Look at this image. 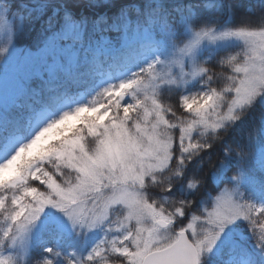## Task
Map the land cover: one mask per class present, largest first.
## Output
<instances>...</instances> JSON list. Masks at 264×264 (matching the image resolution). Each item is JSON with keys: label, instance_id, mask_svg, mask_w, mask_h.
<instances>
[{"label": "rangeland", "instance_id": "1", "mask_svg": "<svg viewBox=\"0 0 264 264\" xmlns=\"http://www.w3.org/2000/svg\"><path fill=\"white\" fill-rule=\"evenodd\" d=\"M53 1L64 8V0ZM216 5L219 9L220 5ZM215 19L224 21L220 16ZM225 22L229 26L221 29H192L183 17L186 36L180 45L173 43L175 30L163 29L158 21L148 20V27L133 26L123 32L120 45L133 42L155 45L134 65H128L127 60L98 73L95 88L105 94L93 100H88L82 91L66 94L51 110L35 109L32 118L22 121L19 133L1 134L0 209L6 199L10 200L6 204H11L7 221L9 247L0 252V264L23 258L41 230L49 225L74 244L78 259L97 253L104 258L103 264H117L106 262L115 260V256L121 257L125 264H140L147 253L175 241L182 228L178 231L169 228L171 219L165 215L163 206L157 205L158 198H153L151 191L158 173L166 169L172 145L164 133L166 125L157 102L158 93L163 88H183L194 82L203 72L198 56L204 48L235 43L244 46L245 57L226 113H217L210 94H201L196 117L181 128L182 136L188 138L195 125L219 126L235 110L264 93V84L257 80L255 96L250 97L251 87L246 83L250 78L260 77L264 69V13L257 17L229 14ZM231 22L234 23L230 25ZM13 27V20L0 6V117L13 106L18 107L20 101H28L36 83L42 84L59 72L66 74L75 66L78 48L65 40L81 35L78 25L66 23L49 34L40 46L31 48L16 42ZM156 34L162 37L156 39ZM142 67L144 75L139 77ZM126 98L133 101V107L128 108L131 111L121 108ZM249 99L251 102L246 103ZM23 157H37L46 162L51 159L55 166L46 169L43 176L44 169L41 170L36 175L38 180L25 185V177L16 171ZM243 178L239 177L241 181ZM237 197V185L222 188L213 197L212 208L205 213L206 226L200 228L194 221L183 228L195 247L198 240L220 231L210 250L201 246L199 257L220 252L223 246L233 243L232 236L237 233L234 225L243 216L225 224L223 230L219 225L236 209L244 213ZM259 207L264 208V200ZM112 213L119 218L118 226L106 227L98 237ZM239 264H248V259L239 258Z\"/></svg>", "mask_w": 264, "mask_h": 264}, {"label": "trees", "instance_id": "2", "mask_svg": "<svg viewBox=\"0 0 264 264\" xmlns=\"http://www.w3.org/2000/svg\"><path fill=\"white\" fill-rule=\"evenodd\" d=\"M216 3L220 5L219 9ZM63 4L64 8L53 0L30 3L0 0V6L14 22L16 42L31 48L40 46L49 34L66 23L81 28L79 37L65 40L78 48L75 66L66 74L59 72L42 84L36 83L28 101H20L18 107L13 106L1 116L0 137L2 133H19L23 129L22 121L32 118L35 109L53 108L66 94L82 91L88 100L105 94L95 89L98 73L107 68L114 69L127 60L130 61L128 65H134L155 45L139 42L120 45L123 32L133 26L148 27V20L158 21L163 29L175 30L173 43L180 45L186 36L183 17L192 29H221L229 26V22H225L229 14L257 17L264 13V0H180L174 3L161 0H64ZM216 16L224 21L216 20ZM155 37L160 39L162 36L156 34ZM101 40L111 44L101 43ZM244 57L245 49L240 43L204 48L198 56V65L203 72L195 81L183 88H163L157 95L166 125L164 133L172 145L166 169L158 173L151 191L153 198H158L157 205H162L165 215L171 219L170 228L178 231L194 221H197L196 226L204 228L205 213L212 208L213 197L222 188L234 184L237 185V198L248 216L234 225L239 234H233V243L223 246L220 252L200 256L199 264H239L240 257L248 258L249 264H264V240L260 238L264 234L261 228L264 226V208H258L259 202L264 200V93L256 101L235 110L231 118L223 120L219 126L195 125L188 138L181 133V128L196 117L203 93L210 94L217 113H226L235 94L238 69ZM143 75L144 71L138 76ZM132 105L133 101L126 98L121 108L127 107L126 111H131L128 108ZM47 160L41 161L37 157L20 160L16 171L25 177V185L38 180L36 175L41 170L44 169L43 176L46 169L54 168V160ZM241 175L244 176L242 181ZM5 192L7 189L1 194ZM7 201L10 200L6 199L0 209V252L9 247L7 221L11 203L6 204ZM118 223L119 218L112 213L98 237L106 227L115 228ZM49 226L41 230L23 258L11 259L5 264H103L105 261L101 255L92 254L78 259L74 244ZM106 262L125 264L117 256Z\"/></svg>", "mask_w": 264, "mask_h": 264}, {"label": "snow or ice", "instance_id": "3", "mask_svg": "<svg viewBox=\"0 0 264 264\" xmlns=\"http://www.w3.org/2000/svg\"><path fill=\"white\" fill-rule=\"evenodd\" d=\"M257 80L259 84H264V69L261 70V76L260 77H255V78H250L246 83L248 84L249 87H251V93L250 97H254L256 93V87H257ZM247 102H251V99L246 100ZM220 199V198H218ZM224 201L221 200V206H223ZM227 211V209H225ZM243 216L244 219H248V216H246L243 212H240L238 209H236L233 213L230 215H226L225 219L223 222L219 225L220 229L223 230L224 225L231 223L232 221L236 220L237 216ZM35 219V217H32ZM262 232H264V226H261ZM220 235V231L217 233H209L207 236H205L202 240H198L196 242V248H195V254L196 256H199L201 246H206L208 250H210L218 236ZM261 240H264V234L261 235ZM186 242H183L182 239L178 240V242L171 247L170 254L175 256L177 258L178 264H189V249L191 248L190 245H187L185 247Z\"/></svg>", "mask_w": 264, "mask_h": 264}, {"label": "water", "instance_id": "4", "mask_svg": "<svg viewBox=\"0 0 264 264\" xmlns=\"http://www.w3.org/2000/svg\"><path fill=\"white\" fill-rule=\"evenodd\" d=\"M158 224L161 225L162 223L159 222ZM181 239L183 242H186L185 247H187V245L191 246V248L189 249V256H188L189 264H198V259L195 254V247L188 239L186 233L183 231L178 234L176 241L170 244L169 246H167L166 248L146 254L143 257L141 264H178L177 258L171 255L170 251H171V247L175 245L178 242V240Z\"/></svg>", "mask_w": 264, "mask_h": 264}]
</instances>
